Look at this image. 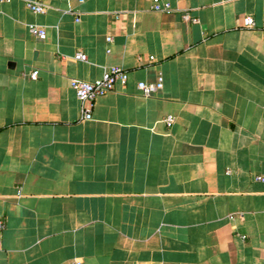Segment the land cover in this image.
<instances>
[{
  "label": "crops",
  "instance_id": "1",
  "mask_svg": "<svg viewBox=\"0 0 264 264\" xmlns=\"http://www.w3.org/2000/svg\"><path fill=\"white\" fill-rule=\"evenodd\" d=\"M25 1L0 2V264H264V0ZM113 67L83 119L71 81Z\"/></svg>",
  "mask_w": 264,
  "mask_h": 264
},
{
  "label": "built area",
  "instance_id": "2",
  "mask_svg": "<svg viewBox=\"0 0 264 264\" xmlns=\"http://www.w3.org/2000/svg\"><path fill=\"white\" fill-rule=\"evenodd\" d=\"M7 0H0V2ZM83 0H78V3H82ZM26 8L31 11L33 14H44L46 7L40 0H27L25 1ZM150 10L153 12L163 13L171 11L170 4L168 2H162L161 0H151ZM184 21H190L196 23L197 20L190 18L187 13H184L182 16ZM76 22L79 21V18L76 17ZM255 20L246 16L241 21V27L244 29H251L255 27ZM262 28L264 29V21L262 23ZM28 33L35 38L43 39L46 35L45 30L35 24L27 25ZM107 42H112L110 37L106 38ZM109 52V50L107 51ZM76 61H86V56L82 53H76L74 56ZM152 59V58H151ZM31 80H36V73L32 72L28 75ZM128 82V73L118 67H113L106 70L103 75L92 82H86L81 80H72L70 83L71 89L74 91L76 98L80 104L81 114L83 119H91V112L84 108L85 103H93V101L99 97L106 95L116 89L118 85L124 86ZM163 88V78L159 75L154 82H139L137 84V89L140 91L143 97L148 98L152 95L158 93ZM175 122L173 115H168L164 118L163 123L166 128H171ZM256 180H263L262 177H256ZM3 222L0 221V231L3 229ZM243 238V237H242ZM67 264H83L79 259H72Z\"/></svg>",
  "mask_w": 264,
  "mask_h": 264
}]
</instances>
